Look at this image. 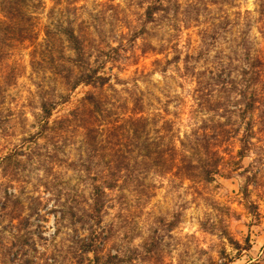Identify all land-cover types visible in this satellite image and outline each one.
Listing matches in <instances>:
<instances>
[{
  "label": "rangeland",
  "instance_id": "374dc122",
  "mask_svg": "<svg viewBox=\"0 0 264 264\" xmlns=\"http://www.w3.org/2000/svg\"><path fill=\"white\" fill-rule=\"evenodd\" d=\"M148 1L29 0L34 38L1 36L0 261L1 248L14 240L26 244L35 259L57 245L59 264H264V100L255 124L262 149L241 160L236 137L212 182L150 174L144 188L110 191L98 251L81 253L70 246L71 237L87 234L79 224L59 220L60 209L77 199L76 192L87 197L90 180L82 165L86 155L80 131L57 122L87 92L98 90L79 87L53 111V128L42 132L41 96L53 97L59 90L57 78L37 65L36 55L32 66L34 46L43 40L46 25L68 19L75 27L94 28L95 45L106 51L123 42L108 91L114 109L122 105L123 91L137 85L148 112L173 119L181 133L191 126L194 83L183 77L182 61L166 62L174 56V44L183 59L210 29L206 56L225 60L239 31L249 30L264 53V0H180L177 14L171 4L169 14H158L160 21L146 23ZM4 16L0 7V19ZM12 251L17 259L24 255Z\"/></svg>",
  "mask_w": 264,
  "mask_h": 264
},
{
  "label": "trees",
  "instance_id": "16d2710c",
  "mask_svg": "<svg viewBox=\"0 0 264 264\" xmlns=\"http://www.w3.org/2000/svg\"><path fill=\"white\" fill-rule=\"evenodd\" d=\"M28 2L0 0L5 14L0 19V41L1 36L16 41L34 38ZM139 4L145 5L143 1ZM171 4L176 6L175 15L181 7L180 0H149L144 12L146 23L160 21L158 14H169ZM93 29L90 32V28L75 27L68 19L64 23L46 25L44 38L37 41L32 54V66L36 55L37 65L50 70L59 85L53 97L41 96L42 132L53 128V111L57 105L68 103L79 87L98 90V93L87 92L68 116L57 122L80 131L86 155L82 165L90 180L89 193L84 197L76 192L77 199L62 204L59 213V220L66 219L85 229L86 237H71L70 246L81 253L98 251V232L108 209L110 191L145 187L150 174L212 182L223 169L232 139L240 137L241 160L248 157V153L262 149L258 145L255 124L258 123L256 113L264 100V53L251 38V31H239L231 54L225 60L206 56L211 47L210 29L202 32L199 44L183 59L178 46L171 47L176 51L166 62L170 65L182 61L183 77L194 83L188 116L191 126L181 133L173 119L148 112L147 102L137 85L123 91L125 99L114 109L115 98L108 91L112 88L113 70L119 66L117 57L124 43L117 47L109 45L106 51L100 44L95 45ZM199 114L202 117L197 121ZM112 116L117 119L109 120ZM252 170L255 173L258 169ZM26 248V244L9 241L1 248V264L61 262V249L57 245L47 247L36 259ZM14 249L24 255L20 259L13 257Z\"/></svg>",
  "mask_w": 264,
  "mask_h": 264
}]
</instances>
